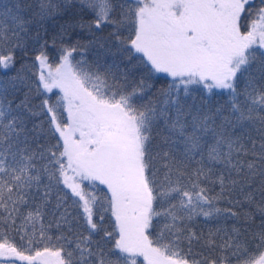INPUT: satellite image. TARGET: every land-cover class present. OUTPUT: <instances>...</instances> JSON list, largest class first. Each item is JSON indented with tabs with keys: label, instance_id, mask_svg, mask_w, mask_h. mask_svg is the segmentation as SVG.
<instances>
[{
	"label": "snow or ice",
	"instance_id": "1",
	"mask_svg": "<svg viewBox=\"0 0 264 264\" xmlns=\"http://www.w3.org/2000/svg\"><path fill=\"white\" fill-rule=\"evenodd\" d=\"M0 264H264V0H0Z\"/></svg>",
	"mask_w": 264,
	"mask_h": 264
},
{
	"label": "trees",
	"instance_id": "2",
	"mask_svg": "<svg viewBox=\"0 0 264 264\" xmlns=\"http://www.w3.org/2000/svg\"><path fill=\"white\" fill-rule=\"evenodd\" d=\"M5 2H7V0H5Z\"/></svg>",
	"mask_w": 264,
	"mask_h": 264
}]
</instances>
